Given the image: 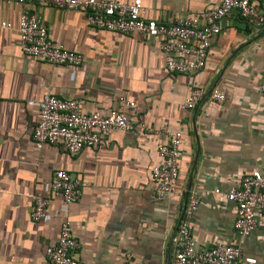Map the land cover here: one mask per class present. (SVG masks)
Segmentation results:
<instances>
[{
  "label": "crops",
  "instance_id": "0c3cea01",
  "mask_svg": "<svg viewBox=\"0 0 264 264\" xmlns=\"http://www.w3.org/2000/svg\"><path fill=\"white\" fill-rule=\"evenodd\" d=\"M141 1L148 19L170 23L222 0ZM25 10L84 62L72 67L27 57L18 31ZM163 44L161 37L93 29L81 11L0 1V264H51L46 249L58 242L65 217L81 244L74 257L84 264H173L176 233L194 192L200 196L191 221L197 249L238 246L240 264H264V213L256 212V230L241 237L236 205L215 193L236 190L246 175L264 169V24L254 27L237 14L224 19L205 67L188 75L166 69ZM194 89L205 94L187 110ZM214 89L226 95L224 103L211 100ZM46 95L81 101V112L100 115L120 109L126 98L137 105L127 114L138 129L110 132L74 156L61 144L38 150L33 135ZM141 125L181 133L179 179L168 199L156 197L153 177L166 135ZM57 171L87 187L69 206L53 198L47 218L34 222L32 196H49Z\"/></svg>",
  "mask_w": 264,
  "mask_h": 264
},
{
  "label": "built area",
  "instance_id": "2783aa9c",
  "mask_svg": "<svg viewBox=\"0 0 264 264\" xmlns=\"http://www.w3.org/2000/svg\"><path fill=\"white\" fill-rule=\"evenodd\" d=\"M10 5L43 4L85 14L91 28L119 33L138 34L146 38L164 39L163 50L169 54L166 69L176 74H193L206 65L209 49L214 39L222 32V21L237 14L254 27L264 24V0H222L220 5L198 16L177 17L173 22L148 19L141 0L130 3L117 0H0ZM11 28V24L4 25ZM20 47L22 52L34 59L51 65L78 67L84 62L81 53L66 49L54 43L41 18L25 10L19 19ZM191 58L190 60H188ZM264 93V82L261 84ZM203 89H194L185 100V108L194 110L203 98ZM211 100L219 104L226 101V95L219 89L211 92ZM81 101L64 100L54 95H46L40 104L38 125L34 131V142L38 150L46 145L61 144L70 155H78L83 149L99 144L104 135L113 131H134L135 122L127 111L137 109L135 102L121 99V108L112 110L108 115L81 112ZM141 130L152 134L166 135L167 142L158 148L162 160L153 169L157 180L156 197L160 200L173 196L178 179V157L182 143L179 132L150 129L141 125ZM87 185L66 171H57L50 183V195L32 196L31 218L40 222L47 218L53 198H59L67 206L77 202ZM216 194L224 195L227 201L237 207L234 223L235 231L241 237L250 236L257 228L256 212L264 213V169L246 175L236 190ZM200 203V196L191 194L183 212L175 239L173 264H240L243 254L238 246L218 244L207 250H198L191 232V221ZM81 248L75 238L68 217L60 229L58 242L46 249V257L51 264H84L74 257Z\"/></svg>",
  "mask_w": 264,
  "mask_h": 264
}]
</instances>
